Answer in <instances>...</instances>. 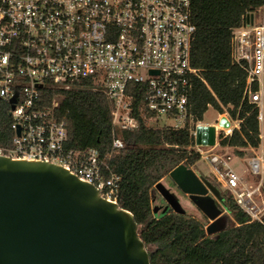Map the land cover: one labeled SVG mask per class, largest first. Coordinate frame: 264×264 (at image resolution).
Returning <instances> with one entry per match:
<instances>
[{
  "label": "built area",
  "instance_id": "1",
  "mask_svg": "<svg viewBox=\"0 0 264 264\" xmlns=\"http://www.w3.org/2000/svg\"><path fill=\"white\" fill-rule=\"evenodd\" d=\"M194 30L191 0H0V100L9 104L13 130L0 156L60 165L117 203L111 153L67 147L64 116L56 103L42 102L46 89H99L109 104L113 149L124 146L118 134L136 128L137 117L188 128L193 137L197 127L213 125L215 144L195 145L197 151L236 204L263 223L264 203L254 196L264 188V5L244 15L231 39L232 60L246 72L244 97L257 109L260 142L247 157L248 172L259 177L254 185L230 168V155L212 151L237 124L220 113L214 124L194 121L189 97L194 79H202L190 58Z\"/></svg>",
  "mask_w": 264,
  "mask_h": 264
},
{
  "label": "trees",
  "instance_id": "2",
  "mask_svg": "<svg viewBox=\"0 0 264 264\" xmlns=\"http://www.w3.org/2000/svg\"><path fill=\"white\" fill-rule=\"evenodd\" d=\"M262 5L264 0H191L195 30L190 58L202 78L194 79L189 97L194 121H202L210 106L226 112L238 126L230 135L220 134L218 143L239 157L244 149L257 148L260 139L257 109L243 93L246 72L231 57L232 30ZM41 95L44 106L56 103V115L64 116L67 147H94L101 156L111 153L108 164L119 176L117 204L132 213L150 264H264V220H252L227 191L221 193L233 223L216 235H206L205 225L186 213H154L155 184L178 165L191 168L201 158L188 128L137 117L136 128L118 134L124 146L113 149L109 104L101 90L46 89ZM8 111L9 104L0 100V147H9L13 136Z\"/></svg>",
  "mask_w": 264,
  "mask_h": 264
},
{
  "label": "water",
  "instance_id": "3",
  "mask_svg": "<svg viewBox=\"0 0 264 264\" xmlns=\"http://www.w3.org/2000/svg\"><path fill=\"white\" fill-rule=\"evenodd\" d=\"M251 19L246 16L247 23ZM215 134L213 125L197 127L195 145L213 146ZM168 176L208 218L206 235L232 226L217 185L183 164ZM154 188L161 202L154 213L160 207L185 213L161 181ZM0 264L150 263L132 213L105 200L95 186L60 165L0 156Z\"/></svg>",
  "mask_w": 264,
  "mask_h": 264
},
{
  "label": "rangeland",
  "instance_id": "4",
  "mask_svg": "<svg viewBox=\"0 0 264 264\" xmlns=\"http://www.w3.org/2000/svg\"><path fill=\"white\" fill-rule=\"evenodd\" d=\"M220 115L221 116L222 115H225V116L229 117L226 112H224V113H222ZM218 117H219L218 111L215 110L213 107L210 106L207 109V111L204 113L203 119H202L201 122L203 124H206V123H208V124H214ZM229 119L231 121V124H237L238 125V122L237 121L232 120L230 117H229ZM218 134L219 133L217 132V136H218ZM216 139L218 140V138H216ZM217 140H216V142H217ZM194 148L196 149V147H194ZM200 149H202V150H208V147H201ZM233 150L234 149H232V150L231 149H224L223 147H221V146L218 145L212 151L213 152H217V153H221V154H228V155H230L231 156V159L229 161V166L240 177V179L242 180V182H244L246 185H249V184L254 185V184H256L258 182V180H259V177L252 175L251 173L248 172V169H247V159H246V157L252 155L253 152H252L251 148L244 149V151H245V157H243V158L234 155V151ZM191 168L194 170V172L197 175H203L205 177H208L209 180L213 184H215V185L218 186V188L220 189V191H223V192L227 191L229 194H231V192L226 187L223 186V183L222 182L218 183V181L216 180V178L214 176V169L211 167V165L209 164V162L207 160H205L204 158H200L195 163V165L192 166ZM161 182L170 191L174 192L177 195V197H178V199L180 201V204L184 208L185 213L187 215L192 216V217L200 220L205 226L209 223L208 218L191 203V201L189 200V198L187 197V195L182 194L177 189V187L172 183V181L170 180V178H164L163 180H161ZM153 189H154V193L152 191L151 194H152V198H153V202L152 203L154 204V208H155L156 206H158L156 204H158V202L160 201V197H159V194L157 193V191L155 190L154 187H153ZM254 198H255V201L257 202L258 205H261L262 203H264V188L263 187L261 189V194L260 195H255ZM218 206L222 209V207L220 205H218ZM159 210L162 211V207H160Z\"/></svg>",
  "mask_w": 264,
  "mask_h": 264
},
{
  "label": "crops",
  "instance_id": "5",
  "mask_svg": "<svg viewBox=\"0 0 264 264\" xmlns=\"http://www.w3.org/2000/svg\"><path fill=\"white\" fill-rule=\"evenodd\" d=\"M237 126H238V125H237ZM224 149H231V150H232L233 148H231V147H224ZM243 157H245V155H244ZM243 157H242V158H243ZM246 159H247V157H246ZM239 178H240V177H239ZM257 183H258V182H257ZM152 202H153V199H152ZM156 205H160V201H159L158 204H156Z\"/></svg>",
  "mask_w": 264,
  "mask_h": 264
},
{
  "label": "flooded vegetation",
  "instance_id": "6",
  "mask_svg": "<svg viewBox=\"0 0 264 264\" xmlns=\"http://www.w3.org/2000/svg\"><path fill=\"white\" fill-rule=\"evenodd\" d=\"M173 183V182H172ZM174 184V183H173ZM175 185V184H174ZM176 186V185H175ZM178 189V188H177ZM179 190V189H178ZM188 197V196H187Z\"/></svg>",
  "mask_w": 264,
  "mask_h": 264
}]
</instances>
